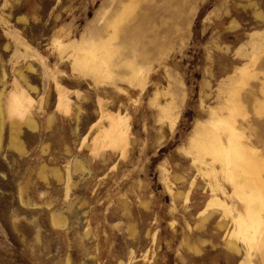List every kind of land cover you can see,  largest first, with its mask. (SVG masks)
<instances>
[{
	"label": "rangeland",
	"instance_id": "rangeland-1",
	"mask_svg": "<svg viewBox=\"0 0 264 264\" xmlns=\"http://www.w3.org/2000/svg\"><path fill=\"white\" fill-rule=\"evenodd\" d=\"M2 93L0 264H264V0H0Z\"/></svg>",
	"mask_w": 264,
	"mask_h": 264
},
{
	"label": "crops",
	"instance_id": "crops-1",
	"mask_svg": "<svg viewBox=\"0 0 264 264\" xmlns=\"http://www.w3.org/2000/svg\"><path fill=\"white\" fill-rule=\"evenodd\" d=\"M7 113H6V98L4 93L0 94V150L4 147V149H9L21 156L28 155L33 152L29 150V147L26 145L22 134L26 132H31L33 134H37L39 143L36 147V154H44L45 152H49V145L42 142L41 133L44 132L41 130V121L33 118V117H24L21 123L11 122L7 123ZM11 120V119H10ZM57 119V115L50 114L47 116L45 120V128L51 123H54ZM9 128V134L6 135V130ZM41 141V142H40ZM50 168V167H47ZM51 170L60 171L59 168H55L51 166ZM60 177V176H59Z\"/></svg>",
	"mask_w": 264,
	"mask_h": 264
}]
</instances>
